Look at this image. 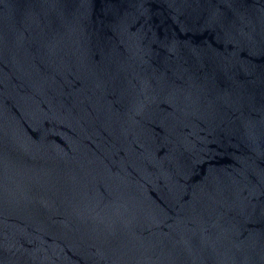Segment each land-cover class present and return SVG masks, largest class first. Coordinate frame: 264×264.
I'll return each instance as SVG.
<instances>
[{"label": "water", "instance_id": "water-1", "mask_svg": "<svg viewBox=\"0 0 264 264\" xmlns=\"http://www.w3.org/2000/svg\"><path fill=\"white\" fill-rule=\"evenodd\" d=\"M0 264H264V0H0Z\"/></svg>", "mask_w": 264, "mask_h": 264}]
</instances>
